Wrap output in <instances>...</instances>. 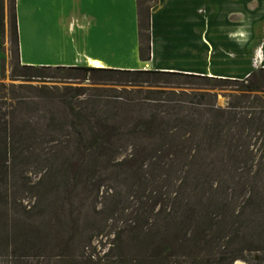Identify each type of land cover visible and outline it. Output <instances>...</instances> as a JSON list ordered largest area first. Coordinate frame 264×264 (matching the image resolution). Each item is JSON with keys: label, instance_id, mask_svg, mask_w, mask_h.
Listing matches in <instances>:
<instances>
[{"label": "rangeland", "instance_id": "1", "mask_svg": "<svg viewBox=\"0 0 264 264\" xmlns=\"http://www.w3.org/2000/svg\"><path fill=\"white\" fill-rule=\"evenodd\" d=\"M8 4L9 0H4V32L0 37V58L4 61L0 82L5 85L12 83L9 66L13 58ZM117 6L116 17L123 20L118 26L101 27L100 33L94 34L95 29H99L97 26L89 35H79L81 20L74 0H57L53 5H46L45 0L33 4L30 0H17L21 64L63 67L73 64L80 54H93L106 65L100 69L130 71L125 68L132 62L131 43L136 41V30L126 22L127 18H132L129 9L121 4ZM102 20V16L96 18L100 25ZM27 84L56 87L60 91L65 87L70 89L69 95H73L75 89H82L80 93L86 98L79 97V102L96 94L86 90L111 89L113 92L105 97H118L117 106L104 110L115 111L127 127L144 114L149 116L155 111L139 106L146 99H156L164 115L177 118L186 115L190 108L196 110L197 106L191 105L202 103L203 109L212 105L225 109L254 97L240 92L235 83H215L214 87H209L181 77L132 76L116 84L98 86L90 80L85 82L53 72L43 83ZM256 95L264 98V94ZM74 106L79 105L75 102ZM205 118L203 113L197 115L201 123ZM252 134L255 136L250 146L254 144L252 154L256 155L263 133ZM131 151L127 147L116 157L108 156L110 162L105 164L107 157L94 153L86 154L80 161L82 154L72 148L53 149L51 153L56 156L51 164L43 166L38 162L14 167L8 171L7 178L0 173V264H115L118 260L120 264L139 261L145 264H264V163L257 165L259 169L253 168L258 177L251 179L242 171L247 168L243 162L239 167L233 166L226 157L228 151L211 150V154L203 151L205 159L196 175L189 174L188 166L179 171L175 169V183L183 185L186 179L188 191L196 189V181L201 183L195 193L170 195L166 214L175 205L179 225L181 219L185 221L182 226L173 227L164 217H159L155 223L156 213L163 214V196H160L163 178L171 171L164 172L166 166L158 163V155L139 171L134 170L135 167L127 168V164L117 166L116 163L131 156ZM259 152L257 157H262L263 149ZM137 154L136 157H140ZM239 159L244 161V156ZM80 166L84 167V172H80L83 170L78 169ZM131 175L141 181L132 180ZM85 178L94 184L92 188L82 185ZM97 185L100 189L96 194ZM152 205L154 210L150 212L148 208ZM143 215L151 223L145 228L149 239L146 238L148 243L144 246H138L136 241L144 237L126 223ZM206 218L215 224L208 225L202 240L194 243L192 236L199 229L194 221ZM156 254L159 257H155ZM231 257L236 258L232 263Z\"/></svg>", "mask_w": 264, "mask_h": 264}, {"label": "trees", "instance_id": "2", "mask_svg": "<svg viewBox=\"0 0 264 264\" xmlns=\"http://www.w3.org/2000/svg\"><path fill=\"white\" fill-rule=\"evenodd\" d=\"M135 3L138 56L141 61L146 62L149 60L150 55V11L157 4V0H135ZM8 8L13 58H11L9 66V80L12 83L5 85L0 82V173L3 177L7 178L8 171L14 167H23L38 162L42 163L43 166L51 164L54 161V156H56L51 153L53 149L64 151L72 148L73 151L82 154L80 161L84 160L86 154L94 153L100 157H107V162L106 160L104 162L109 164L108 156L113 155L116 157L122 153L123 149L128 147L132 150L130 152L131 156L122 159L116 165L127 164V168L135 167L134 170L137 171L147 166V161L158 155V163L166 166L164 172L168 170L171 172L163 178V184L160 188V196H163L161 198L164 203L163 214L162 212L156 213L155 223L158 222L159 217H164L169 220V226L172 225L173 227L179 225L176 214H174L176 206L170 207L169 213L166 214L165 212V206L169 202L170 195L177 197L180 192H184L182 193L183 196L195 193L201 183V181H196V189L188 191L186 179L183 185H181L182 182L178 185L175 183L173 177V175L175 176V169L179 171L184 166H188L189 174L196 175L205 159L202 154L203 151H208L211 154L212 151L226 150L228 151L226 157L231 159L234 167L241 166L240 164L243 162V166L247 167L242 170L244 174L251 179L258 177V172L253 171V168L256 169V167L258 168L257 165L264 163V98L260 99L256 94H264V68L253 70L242 80H226L158 71L25 66L20 62L16 0H9ZM4 9V0H0V37L3 36L4 32ZM3 62L1 60L2 67ZM53 72L65 73L85 82L90 80L92 84L98 86L116 84L132 76L145 79L181 77L197 80L204 86L209 87H214L215 83L231 82L239 86L240 92L248 94V96L254 95V97L251 101L248 97L245 102L228 106L225 109H216L214 105L203 109L201 107L202 103L191 105V107L197 106L195 107L196 110L190 108L186 115H179L177 118H168L164 115L159 109L160 102H157L156 99H146L140 102L139 106L155 111L149 116L144 114L143 117L136 119L133 125L127 127V125H124L123 119L116 116L115 111L104 110L107 107L114 109L117 106L118 97H105L107 93L113 92L111 89L100 87L86 90L96 94L89 95L87 99L79 102L77 101L78 98L84 96L80 93L84 91L82 89H75L74 94L69 95L70 89L65 87L60 91L56 87H33L27 84L32 82L43 83L45 79L49 78V74ZM2 75L3 71L1 70V81L3 80ZM14 82L20 84L16 85ZM199 96L202 97L203 95ZM75 102L79 106L75 107ZM100 104L106 106L101 108L98 106ZM174 105L176 107L178 104ZM129 106L133 107L132 104ZM168 109H170V106ZM199 113L206 115L203 123L197 119ZM195 114H197L196 117H194ZM256 132H262L263 137L257 147L256 155H253L254 144L250 146V142L251 138L255 136L252 133ZM243 134H245V137ZM241 141L244 144L241 145ZM249 147H251V152ZM136 148L139 150L138 152H136ZM262 149V157H257L258 152H261ZM137 153L140 154V157H136ZM240 156H244V161L239 159ZM72 167H75V165L73 164ZM68 169L70 170V168ZM78 169H83L80 172H84L83 166L78 167ZM88 171L89 168L85 169L86 173ZM232 177L234 179V176ZM131 179L134 181L140 180V178ZM142 183H144L143 180ZM82 185L91 188L94 186L93 183H88L87 178L84 179ZM163 187L165 189L164 193ZM99 189L100 186L97 185L94 190L98 191ZM166 194L169 197H165ZM116 208H118V205ZM153 208L154 205L150 206L148 211L153 212ZM125 210L126 208L123 207L122 211ZM148 219L147 216L143 215L142 218L126 223L127 226L133 227L132 230L144 237V239L136 241L138 246H144L148 243L146 240L149 238L147 237V230H145L151 224ZM183 222L185 221L181 219L179 226H182ZM194 223L196 228H199L197 233L195 232V235L192 236L194 243L200 241L208 225L215 224L207 218L206 220L194 221ZM213 241L216 240L211 242ZM155 257H159L158 254ZM235 260V257H231L229 261L232 263ZM115 264H120V260L116 261ZM136 264H145V262L139 261Z\"/></svg>", "mask_w": 264, "mask_h": 264}, {"label": "crops", "instance_id": "3", "mask_svg": "<svg viewBox=\"0 0 264 264\" xmlns=\"http://www.w3.org/2000/svg\"><path fill=\"white\" fill-rule=\"evenodd\" d=\"M30 1L31 4L39 2ZM56 2L45 0L46 5ZM74 2L81 20L79 35H89L97 26L99 29H95L94 34L100 33L101 27L118 26L123 20L116 17L117 5L129 9L132 18H127L126 22L136 30V41L131 43L132 62L125 68L130 71L242 80L256 68H264V0H157L150 11V55L146 62L138 56L135 0ZM98 16L103 17L101 25L96 21ZM93 66L106 65L93 54H80L73 64L63 67L95 68Z\"/></svg>", "mask_w": 264, "mask_h": 264}, {"label": "bare ground", "instance_id": "4", "mask_svg": "<svg viewBox=\"0 0 264 264\" xmlns=\"http://www.w3.org/2000/svg\"><path fill=\"white\" fill-rule=\"evenodd\" d=\"M93 67H95V68H99V69L101 68L100 66H93ZM237 264H241V263H237Z\"/></svg>", "mask_w": 264, "mask_h": 264}]
</instances>
